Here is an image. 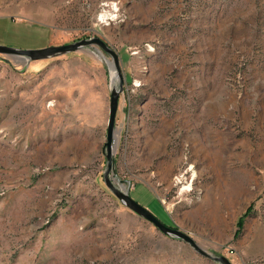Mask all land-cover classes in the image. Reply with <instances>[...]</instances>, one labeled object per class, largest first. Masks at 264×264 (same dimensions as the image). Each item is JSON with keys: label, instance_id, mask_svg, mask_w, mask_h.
I'll return each mask as SVG.
<instances>
[{"label": "rangeland", "instance_id": "obj_1", "mask_svg": "<svg viewBox=\"0 0 264 264\" xmlns=\"http://www.w3.org/2000/svg\"><path fill=\"white\" fill-rule=\"evenodd\" d=\"M95 37L124 79L110 177L209 254L264 264V0H0V46ZM112 66L96 46L0 55V264H219L106 186Z\"/></svg>", "mask_w": 264, "mask_h": 264}, {"label": "water", "instance_id": "obj_2", "mask_svg": "<svg viewBox=\"0 0 264 264\" xmlns=\"http://www.w3.org/2000/svg\"><path fill=\"white\" fill-rule=\"evenodd\" d=\"M99 47L113 58V66L116 69V73L112 78L113 82L118 81V86L112 89L110 95V107H109V118L107 126V141L104 146V154L107 159V170L104 175L105 184L115 195V197L130 211L138 215L142 219L151 222L162 234L171 237L173 239L185 242L193 248V250L205 257V259L212 260L219 264H232L230 260L225 256H214L202 249L197 242L189 234L177 230L176 228L170 227L163 223L159 218H157L151 211L140 205L135 201L129 190H125L122 186H117L114 180L110 177L111 173L115 171V161H114V147L117 139L116 130V118L119 109V100L121 94L124 92V79L120 67V58L117 52L110 47L104 40L99 37L84 39L78 42L62 45V46H49L45 48L35 49V50H23L13 47L0 46V55L17 58L21 62H33L39 60H46L54 57L63 56L70 53H75L89 47ZM9 62V61H8Z\"/></svg>", "mask_w": 264, "mask_h": 264}, {"label": "bare ground", "instance_id": "obj_3", "mask_svg": "<svg viewBox=\"0 0 264 264\" xmlns=\"http://www.w3.org/2000/svg\"><path fill=\"white\" fill-rule=\"evenodd\" d=\"M102 18L106 19V20H112L113 19V17H111V15H109V14L102 15Z\"/></svg>", "mask_w": 264, "mask_h": 264}, {"label": "trees", "instance_id": "obj_4", "mask_svg": "<svg viewBox=\"0 0 264 264\" xmlns=\"http://www.w3.org/2000/svg\"><path fill=\"white\" fill-rule=\"evenodd\" d=\"M242 225H243V221L240 220V221L238 222V226L240 227L239 230H241Z\"/></svg>", "mask_w": 264, "mask_h": 264}]
</instances>
